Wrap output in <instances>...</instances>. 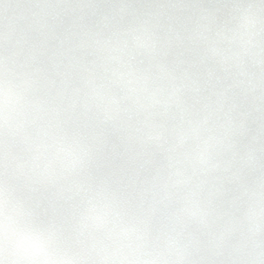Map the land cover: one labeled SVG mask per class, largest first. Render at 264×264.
<instances>
[{"label":"snow or ice","instance_id":"obj_1","mask_svg":"<svg viewBox=\"0 0 264 264\" xmlns=\"http://www.w3.org/2000/svg\"><path fill=\"white\" fill-rule=\"evenodd\" d=\"M0 264H264V0H0Z\"/></svg>","mask_w":264,"mask_h":264}]
</instances>
